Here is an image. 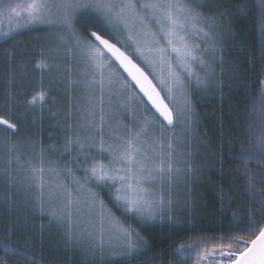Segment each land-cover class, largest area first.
Wrapping results in <instances>:
<instances>
[{
	"label": "snow or ice",
	"instance_id": "6c2138e0",
	"mask_svg": "<svg viewBox=\"0 0 264 264\" xmlns=\"http://www.w3.org/2000/svg\"><path fill=\"white\" fill-rule=\"evenodd\" d=\"M224 3L226 0H204V3L197 0L195 4L187 0H27L23 4L3 0L0 3V11L15 13L19 18L14 29L0 32V35L7 39L12 31L26 30L31 25L56 28L61 33V42L74 47L86 60L80 80L72 83H80L86 90L99 93L98 122L93 110L96 104H93L92 109H85L82 113L88 115L85 124L77 128L67 123L63 144L49 149L41 145L39 166L28 170L41 193L33 211H39L42 216L47 214L49 224L58 230V234L63 230L62 240L81 257L80 264H96L92 257L97 246L101 251L105 243L113 246L111 238L105 241L106 231L116 234L117 242L123 244L126 251H134L137 244L145 243L131 226H120L112 210L106 206L105 198L113 207L124 214L131 213L141 221L154 219L171 203L165 201L163 191L155 190L157 182L163 188L171 180L172 173L180 171L172 163V140L169 139L166 145L164 143V130L175 127L181 117L186 123L195 122L189 84L185 81L190 83L194 80L198 90L207 86L208 78L216 75L212 62L206 59L208 53L218 56L221 65L224 63L226 39L235 35L233 23L227 19L231 13L223 7ZM202 7L209 8L207 16L197 11ZM233 7L243 14L246 6ZM21 11L25 15L21 16ZM81 22L91 23L96 28V31L88 30L91 39L80 35L76 25ZM261 28L264 30V22ZM105 34L110 38H105ZM195 66L204 72V76L196 71ZM123 73L130 79H117ZM261 75H264V69ZM153 80L158 81L161 87L158 88ZM116 85L129 93L120 107L125 114H131L132 123L117 122L116 127L110 128L106 134L104 96L107 91L111 110L113 87ZM260 85V95L264 100V80ZM219 87L222 89L224 85L221 83ZM135 89L142 96L135 94ZM162 92L166 94L162 95ZM176 93L184 100L178 111L166 103L174 101ZM220 95L223 96L222 91ZM44 101L45 94L40 92L27 104L35 106ZM132 105L144 107L143 118L137 120L134 110L130 113ZM0 125H4L6 130L18 131L17 124L7 118L0 117ZM157 128L159 135H150ZM45 151H60L61 156L67 154L75 169L68 164L61 167L54 162L46 166L43 159ZM234 158L256 159L264 164V136L259 140L257 151L242 150L240 156ZM238 171L248 174V170ZM45 172L49 175L50 200L54 201L47 205L43 200ZM77 172L82 175H77ZM247 192L262 215L256 216L249 211L246 227L236 221L235 228L226 230L228 235L210 238L226 243H197L196 259L200 264H264V195H258L251 188ZM225 194L221 188L222 202ZM233 232H242L248 238L234 236ZM14 234L12 230L3 234L0 244L12 248ZM172 248L185 257L191 253L193 245L181 244L177 248L173 244ZM23 258L28 264H40L27 252Z\"/></svg>",
	"mask_w": 264,
	"mask_h": 264
},
{
	"label": "trees",
	"instance_id": "16d2710c",
	"mask_svg": "<svg viewBox=\"0 0 264 264\" xmlns=\"http://www.w3.org/2000/svg\"><path fill=\"white\" fill-rule=\"evenodd\" d=\"M233 6L246 7L241 14ZM223 7L231 13L227 19L232 21L235 34L226 39L224 63L221 65L216 56V75L208 80L207 89L202 86L196 91L192 87L189 91L199 118L200 134L206 145L202 157L208 159V164L202 165L205 167L207 164V168L201 175L196 195L189 200L191 208L184 210L186 212L180 216L178 210L162 213L156 219L146 220L144 225L145 221L131 213L124 214L105 198L106 206L112 210L117 221L126 227L131 226L145 243L137 244L138 249L134 251L108 252V258L101 255L106 252L97 246L94 250L97 256L92 257L96 264H193L197 243H226L210 238L228 235L226 230L235 228L236 221L246 227L249 211L256 216L262 215L247 189L264 195V187L261 186L264 185V164L256 159L234 157H239L242 150L257 151L259 140L264 136V100L260 95V81L264 80V75H261L264 69V30L261 28L264 5L262 0H229ZM32 28L0 41V117L9 119L18 127V131L13 132L0 125V237L9 230L15 233L12 248L0 244V264H28L23 258L24 252L40 264H80V256L74 255L73 248L64 244L63 230L58 234V230L49 224L47 214L42 216L39 211H33L36 200L41 196L34 199L25 190L33 180L21 182L25 177H31L28 171L31 167L39 166L41 145L45 149L53 145L59 148L66 134L63 128L52 127L54 123L42 119L50 116L49 111L44 112V102L35 106L27 104L39 92L36 90L33 94L30 83L19 82V74L16 70H13V74L11 71L12 67L20 65L22 70L30 69L39 75L35 69L42 63L40 61H52L46 54H33L39 51L38 45L46 35L47 28ZM80 29V35L89 39L88 30H96L89 24L81 25ZM26 45L33 47L27 48L28 52L33 53L24 52L22 47ZM6 51L10 55L3 60ZM209 54L213 58L211 52ZM53 64H58V61L54 60ZM229 65L232 67L230 76L227 73ZM25 71L23 73L26 74ZM221 83L224 85L222 89L219 87ZM45 89L49 94L47 96L45 93V100L53 97L58 110L65 113L62 108L66 109L68 104L64 105L60 102L61 98L60 101L57 99L60 95L58 89H55L58 93L48 86ZM221 91L223 96L220 95ZM18 102L22 105L18 106ZM60 130L63 135L58 136ZM197 152L200 153V149ZM52 158L58 159L61 167L65 164L74 169L76 167L67 154L61 156L60 151H45L44 163L52 162ZM238 169L248 170V174ZM77 174L82 175L81 172ZM221 188L226 193L223 202ZM24 194L26 199L23 198ZM43 196L46 205L51 203L47 194ZM232 235L248 238L242 232H233ZM84 243L87 244V241ZM173 244L177 248L181 244H192L193 250L188 256L181 257L172 248Z\"/></svg>",
	"mask_w": 264,
	"mask_h": 264
},
{
	"label": "rangeland",
	"instance_id": "374dc122",
	"mask_svg": "<svg viewBox=\"0 0 264 264\" xmlns=\"http://www.w3.org/2000/svg\"><path fill=\"white\" fill-rule=\"evenodd\" d=\"M3 0H0V3H2ZM12 4L16 3H26L27 0H10ZM188 3L195 4L197 0H187ZM200 3H204V0H199ZM226 3H229V0H226ZM224 3V4H226ZM197 11L203 12L206 16L209 14V8L208 7H202L197 8ZM25 15L23 11H21V16ZM19 18L16 16L15 13H8L6 10L0 11V32H9L10 29L15 28V24ZM91 25V23L81 22L76 25V28L79 30V27L81 28V25ZM44 27L47 28L45 32L44 38L39 43V51L31 52L33 54H39L42 56L43 54H46L52 61H40L43 65H46L45 67H36V71L39 75H35L34 72H31L30 69L27 71V69H21L20 65H17V67H12L11 71L13 74V70L19 74V82L22 81V83H30L31 88L33 89L32 93L36 92V90L40 93L43 92L44 94L47 92L45 90V87H50V89L55 90L58 89V92L60 93L59 97L63 102V104L67 105L65 110V113L63 111L58 110L56 107V103L54 102L53 97H49L44 101V112L49 111L50 116L48 118H42L45 122H52L54 125L52 127H61L63 128L64 132L67 127V123H72L74 127L79 128L82 125L85 124L86 119L88 118V115H82L85 109H92V105L96 104L95 109H93L96 113L95 119L98 122L99 118V104H98V96L99 93H93L89 90H86L82 84L80 83H72V81H79L82 72L86 68V60L85 58L79 54V52L74 47L66 46L63 42L60 40V35L56 28L49 27L47 25H31L26 30H32V27ZM24 30L12 31L9 37H12L14 35H17ZM96 31V30H94ZM81 32V29L79 30V33ZM84 36V35H83ZM106 37L110 38L107 34H105ZM85 37V36H84ZM5 37L0 35V41H4ZM71 44V42H69ZM33 48L30 45H26L23 48L24 52L27 54H31L28 52L27 48ZM10 52L6 51L3 55V60L6 59V56H9ZM134 59L137 60V63H140L138 58ZM206 59L211 63L212 68L214 69V63L217 61V58L211 57L210 54L207 55ZM58 61V64H53V62ZM9 62V61H8ZM7 62V63H8ZM11 65L9 64V69ZM141 67H144V65L141 63ZM196 67V71L201 75L204 76V72L201 71V69L198 66ZM16 68V69H15ZM232 69L231 65H229L227 73L230 76V70ZM26 70V71H25ZM147 71V69H145ZM27 72L26 74L23 72ZM228 76V77H229ZM214 77V76H210ZM208 78V80L210 79ZM126 78L124 74L122 76L117 77V79H123ZM158 88L161 86L159 85L158 81L153 80ZM186 84H189V91L192 87L198 91V89L195 86V81H191L190 83L188 81H185ZM205 90L207 87H203ZM56 91V90H55ZM61 91V92H60ZM74 91L76 94L74 95ZM57 92V91H56ZM57 92V93H58ZM135 94H138L136 90H134ZM56 93V94H57ZM38 93H35L37 95ZM129 93L123 92L119 85H116L113 87V100H112V107L111 110L108 107V93L105 92L104 96V110L106 113L105 119L107 121L105 125V133L107 134L110 128H115L117 125V122H122L126 124L132 123V116L131 114H125V112L122 110L120 105L123 103V101L126 99L127 95ZM163 95H165V92H162ZM139 95V94H138ZM202 97L205 96V94H200ZM49 96V94H47ZM140 96V95H139ZM169 105L174 108L175 110H179L183 107L184 100L182 96L179 93L175 94V100L174 101H167ZM43 103V102H42ZM41 102H38L37 105H40ZM18 106H21L22 104L20 102L17 103ZM58 110V112H56ZM135 111V118L137 120L141 119L145 115V109L144 107L136 108L135 105H132V108L130 109V113L132 111ZM71 112V116L69 113ZM195 116L193 117V122L186 123L184 118L181 117L179 120H177L176 128L174 129H165L164 130V143L165 145L168 143L169 139L173 142V149H174V156L172 159V163L174 168H179V172H173L172 177L170 181H167L163 188H161L160 183L157 182L156 184V191H163L165 193L164 199L165 201H171V203L165 208V212L168 211H174L178 210L177 212L180 214H184V210H187L188 208H191L190 205V199H194V196L196 195V191L198 187L200 186L201 182V175L205 168H207L208 159H204L202 155H204V148L206 149L204 138L200 134V124L198 122V116L196 114V111L194 109ZM48 113V112H47ZM57 113V115H56ZM46 114V113H45ZM48 114V115H49ZM149 118H151V112L148 113ZM63 132V131H62ZM60 131H58V136L63 135ZM150 135H159V129H155L153 132L150 133ZM200 149V153L197 152V150ZM165 155L168 153L167 147L164 149ZM58 155V154H57ZM54 164H59L58 159H51ZM50 162H46L45 165L48 166ZM203 163H207L205 167H203ZM190 169V170H189ZM78 175V174H77ZM30 176L25 177V179H22L21 182H27L31 181ZM48 180L49 175L47 172L44 174V193L47 194V197L50 198V191L48 186ZM25 190L30 193L34 199L40 195V190L37 187L36 182L33 180L32 184L28 183ZM44 197V196H43ZM23 198L26 199L25 194L23 195ZM51 201V200H50ZM51 203H54V201H51ZM160 214H157L154 219L158 218ZM120 226L126 227L121 222H119ZM144 225H146V221L144 222ZM98 236V233H97ZM105 241L109 238L113 240V246H109L107 243H105V250L103 249L102 252H106V254H101L105 258H108L110 255L107 254L108 252L112 253L113 250H125V247L123 244L118 243V237L116 234L111 233L109 231L105 232ZM30 245V244H28ZM138 248L136 247L135 250ZM203 251V250H201ZM74 255H78L77 253ZM79 256V255H78ZM97 255H94L96 257ZM112 257V256H111ZM81 258V257H80ZM196 258V257H195ZM193 264H200L197 259L194 260Z\"/></svg>",
	"mask_w": 264,
	"mask_h": 264
},
{
	"label": "water",
	"instance_id": "95a60500",
	"mask_svg": "<svg viewBox=\"0 0 264 264\" xmlns=\"http://www.w3.org/2000/svg\"><path fill=\"white\" fill-rule=\"evenodd\" d=\"M91 38V37H90ZM122 71V70H121ZM125 74V77L127 78V79H130V78H128L127 77V74L126 73H124ZM153 83L155 84V82L153 81ZM136 91L138 92V94L140 95V96H142V93H139V90L138 89H136ZM162 94V93H161ZM163 95V94H162ZM144 99H146V98H144ZM166 103H168L167 101H166ZM170 106V105H169ZM149 107H150V105H149ZM171 107V106H170ZM152 111H154V109L152 110ZM176 124H177V122L175 123V127H176ZM175 127H171V128H167V129H174Z\"/></svg>",
	"mask_w": 264,
	"mask_h": 264
},
{
	"label": "bare ground",
	"instance_id": "6f19581e",
	"mask_svg": "<svg viewBox=\"0 0 264 264\" xmlns=\"http://www.w3.org/2000/svg\"><path fill=\"white\" fill-rule=\"evenodd\" d=\"M122 72V71H121ZM124 74V73H123ZM125 75V74H124Z\"/></svg>",
	"mask_w": 264,
	"mask_h": 264
}]
</instances>
